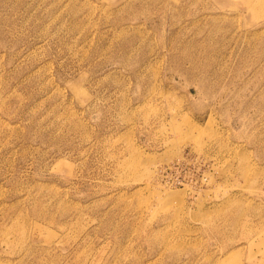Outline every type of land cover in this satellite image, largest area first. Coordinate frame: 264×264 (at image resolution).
<instances>
[{
	"label": "rangeland",
	"instance_id": "1",
	"mask_svg": "<svg viewBox=\"0 0 264 264\" xmlns=\"http://www.w3.org/2000/svg\"><path fill=\"white\" fill-rule=\"evenodd\" d=\"M0 264H264V0H0Z\"/></svg>",
	"mask_w": 264,
	"mask_h": 264
},
{
	"label": "bare ground",
	"instance_id": "2",
	"mask_svg": "<svg viewBox=\"0 0 264 264\" xmlns=\"http://www.w3.org/2000/svg\"><path fill=\"white\" fill-rule=\"evenodd\" d=\"M135 74V73H134ZM154 76V75H153ZM137 77V76H136ZM139 77V76H138ZM154 86V85H153ZM155 109V108H154ZM158 118V117H157ZM160 120V119H159ZM241 170H242V168H241ZM242 172H244V174H245V170L243 169L242 170ZM167 244V243H166ZM165 247V246H164ZM166 248V247H165Z\"/></svg>",
	"mask_w": 264,
	"mask_h": 264
}]
</instances>
